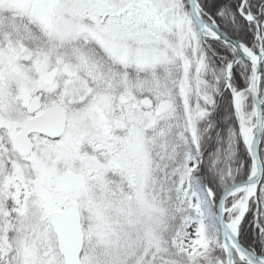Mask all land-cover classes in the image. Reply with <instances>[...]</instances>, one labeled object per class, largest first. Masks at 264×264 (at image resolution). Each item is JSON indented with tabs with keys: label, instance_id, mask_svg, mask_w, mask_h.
<instances>
[{
	"label": "snow or ice",
	"instance_id": "6c2138e0",
	"mask_svg": "<svg viewBox=\"0 0 264 264\" xmlns=\"http://www.w3.org/2000/svg\"><path fill=\"white\" fill-rule=\"evenodd\" d=\"M0 264H264V0H0Z\"/></svg>",
	"mask_w": 264,
	"mask_h": 264
}]
</instances>
